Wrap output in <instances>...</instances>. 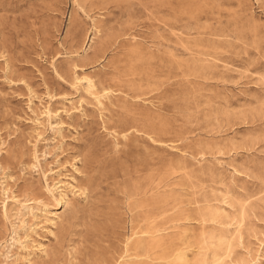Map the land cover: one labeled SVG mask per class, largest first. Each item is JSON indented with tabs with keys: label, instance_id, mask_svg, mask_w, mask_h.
Here are the masks:
<instances>
[{
	"label": "rangeland",
	"instance_id": "374dc122",
	"mask_svg": "<svg viewBox=\"0 0 264 264\" xmlns=\"http://www.w3.org/2000/svg\"><path fill=\"white\" fill-rule=\"evenodd\" d=\"M30 207L0 264H264V0H0V245Z\"/></svg>",
	"mask_w": 264,
	"mask_h": 264
},
{
	"label": "bare ground",
	"instance_id": "6f19581e",
	"mask_svg": "<svg viewBox=\"0 0 264 264\" xmlns=\"http://www.w3.org/2000/svg\"><path fill=\"white\" fill-rule=\"evenodd\" d=\"M92 38V37H91ZM85 79H87L86 77H85ZM92 83V82H91ZM92 85H93V83H92ZM90 87V86H89ZM89 89V88H88ZM95 89V88H94ZM93 89V90H94ZM90 90H92V89H90ZM103 92V91H102ZM105 93V92H104ZM99 95V94H98ZM98 102H99V104L100 105H103V102H102V100L100 99V98H98V100H97ZM49 110V109H48ZM50 116V115H49ZM36 122H38V121H36ZM39 123H41V122H39ZM38 123V124H39ZM40 127V126H39ZM41 127H42V125H41ZM36 131V130H35ZM40 134V133H39ZM41 137V136H40ZM35 154V153H34ZM47 155V152H45L44 153V156H46ZM37 160V162L39 163V166L41 165L40 164V159L38 158V157H35ZM36 162V163H37ZM38 166V167H39ZM27 167H29V166H27ZM31 167H37V165H32ZM42 167V166H41ZM37 169V168H36ZM41 169V168H40ZM77 170V169H76ZM56 172V171H55ZM54 172V170H53V172H52V174H54L55 173ZM60 172V171H59ZM50 173V172H49ZM42 174H43V177L45 178L44 180L46 181V185H47V188H48V190H49V192L53 195V196H55V194L56 193H58V194H60V195H62V197L60 198L61 199V201H62V204H63V206L64 207H67L69 204H70V201H71V197L69 196V194L68 193H66L65 192V190H64V188H62V187H71L72 188V191H74V192H76V191H81L82 189L80 188V186L79 185H76V184H74V182H77V179H76V177H74V176H70V177H68V176H65V177H68V179L69 180H72V181H70V182H64V181H61V180H59V181H52V183L51 182H49V177H48V175L49 174H47L46 173V171H44V169H42ZM2 178H4V180L2 181V184H1V186H3L5 189H3L4 190V193L6 194V193H8L7 192V190H9V189H7L6 187H7V185H8V182H9V180L11 179L12 180V177H10L9 175H5L4 177H2ZM60 188H62L61 190H60ZM70 188V189H71ZM76 189V190H75ZM85 191V190H84ZM62 192H64V193H62ZM4 194V195H5ZM75 194V193H74ZM80 194V193H79ZM8 195V194H7ZM81 195H82V193H81ZM16 196V195H15ZM5 197V196H4ZM21 197V196H20ZM60 197V196H59ZM14 198V197H13ZM12 198V199H13ZM19 198V197H18ZM18 198H15V201L14 202H19L20 200L18 199ZM23 199V198H22ZM11 200V199H10ZM33 201H35V200H33ZM38 201V200H37ZM41 201V200H40ZM16 202V203H17ZM35 203V202H34ZM58 203V202H57ZM29 204V203H28ZM61 204V205H62ZM7 205H8V201L7 200H5V201H3V211H4V216L5 217H7L8 218V210H7ZM22 205H25V202H23L22 203ZM16 207V206H15ZM21 209V208H20ZM23 209V208H22ZM58 209V208H57ZM35 210V208L34 207H30V208H28L27 209V211H25L24 213L23 212H20L19 214H20V216H21V218H20V220H19V222H20V224H16V223H11L12 224V235H11V237L9 238V239H7L6 241H5V243L6 244H4V243H1V245H0V247L1 248H3V247H6L7 245H9V246H15V244L16 243H20V244H22V248H23V250H27V249H29V245L27 244V243H25L26 241H28L29 239H30V234H29V232H28V228H31V227H33L32 225H34V224H32L31 226H30V224H29V222H28V218H27V215H29L30 214V212H31V216L32 215H34V214H32L33 213V211ZM46 210V209H45ZM59 210V209H58ZM38 211V210H37ZM36 211V212H37ZM15 212V211H14ZM39 212V211H38ZM42 212V211H41ZM43 213V212H42ZM44 213L47 215V216H53V218H49V217H46V223L47 224H51L52 225V227H53V225H57L58 224V222H57V220H55V218H58V219H60L61 218V212H58V211H44ZM42 216H43V214H41ZM35 217H36V215H34ZM10 219V218H9ZM7 220V219H6ZM37 227V226H36ZM21 228H25V233H24V237L22 236V235H20V233L18 232V229L20 230ZM37 229V228H36ZM50 232L51 233H53V231L52 230H50ZM50 234V233H49ZM23 239H25V240H23ZM4 242V241H3ZM38 244V243H37ZM35 245V244H34ZM39 245V247H43L44 248V245L43 244H41V243H39L38 244ZM37 245V246H38ZM10 248V247H9ZM12 248V247H11ZM42 248V249H43ZM230 248H231V246H230ZM10 252V251H9ZM0 253H1V251H0ZM185 253V252H184ZM182 254V253H181ZM16 255V254H15ZM11 256V255H10ZM18 256V254L16 255V257ZM8 257V256H7ZM23 257V256H22ZM21 257V258H22ZM29 262V261H28ZM30 264H33L31 261L29 262Z\"/></svg>",
	"mask_w": 264,
	"mask_h": 264
}]
</instances>
